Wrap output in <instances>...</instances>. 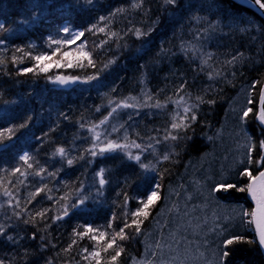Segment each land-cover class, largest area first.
<instances>
[{
	"label": "trees",
	"instance_id": "16d2710c",
	"mask_svg": "<svg viewBox=\"0 0 264 264\" xmlns=\"http://www.w3.org/2000/svg\"><path fill=\"white\" fill-rule=\"evenodd\" d=\"M134 4L139 6L133 7ZM210 24H214V31L209 32L208 38H200L206 53L201 49L194 54L196 37L208 32ZM0 25L3 264H97L89 255L93 251L101 252L100 264H130L142 252L143 234L162 202L165 186L178 178L189 159L209 150L204 134L220 125L228 102L243 84L251 87L252 103L247 107L253 109L243 121L245 128L257 145L264 139V127L255 115L264 84V18L247 3L0 0ZM65 26L84 35L70 45H59L60 53L52 56L57 47L52 40L72 38L62 31ZM100 28L105 30L101 32ZM136 30L142 34L137 36ZM186 42L194 45L192 49ZM65 51L72 55L61 59ZM81 51L91 54L94 66L88 64L87 58H81L83 67L63 66L67 60L75 65ZM44 53L51 59L38 65L34 57ZM233 57L238 59L233 61ZM57 60L61 67L55 66ZM40 66H49V70L40 72ZM25 68L33 71L25 73ZM216 71L222 76L216 78ZM97 73V79L85 82L86 77ZM58 75L76 76L80 82L64 89L48 79ZM143 81L164 107L151 111L143 108L135 116L127 140L122 137L117 141L127 143L128 149L93 157L89 149L94 136L98 133L100 137L115 119L124 115L121 108L112 116H108L109 112L118 102L141 94ZM181 96L187 105L198 106L193 109L196 119L190 121V127L177 133L170 127V102ZM178 113L184 114L181 110ZM105 117L108 119L101 124ZM168 132L181 138L165 140ZM151 140L156 146L153 151L149 147ZM133 143L140 148L133 147ZM102 146L100 142L96 151ZM58 147H63L66 155H59ZM127 152L133 157L139 155L140 161L129 159ZM25 153L29 156L27 162L20 160ZM262 153L264 150L257 146L253 159H259ZM165 154L169 155L168 160L162 159ZM69 159L73 160L71 165L67 163ZM141 163L150 167L142 168ZM101 169L103 185L97 175ZM262 169L255 164L249 168L253 176ZM248 182V177L240 176L231 183L242 187ZM37 189L41 191L37 193ZM152 191L157 196L145 209L147 215L141 212L133 217L132 213L144 207L142 201L146 202ZM216 194L224 202L243 204L249 212L253 208L247 192L228 189ZM134 219L139 232L132 224ZM125 224L132 226L125 228ZM89 227L94 231H87ZM245 227V232L238 234L244 242L224 245L223 251L229 252L224 264H264L252 224L246 222ZM121 228L127 238H117L116 246L122 252L117 261L111 262L114 251L105 253L102 249ZM100 233L106 234L103 240L99 239Z\"/></svg>",
	"mask_w": 264,
	"mask_h": 264
},
{
	"label": "rangeland",
	"instance_id": "374dc122",
	"mask_svg": "<svg viewBox=\"0 0 264 264\" xmlns=\"http://www.w3.org/2000/svg\"><path fill=\"white\" fill-rule=\"evenodd\" d=\"M209 26L208 32H213L214 24ZM208 32L196 37L195 50L189 42L185 45L194 54L201 49L206 53L200 38L207 37ZM219 76L222 73L216 71L215 77ZM142 88L141 94L126 101L133 106L121 107L124 115L115 119L99 137L102 145L107 140L117 142L125 137L134 125L135 116H139L143 108L156 109L157 101L145 81ZM250 88L249 84L241 85L228 102L221 124L204 134L210 144L209 150L189 159L178 178L165 186L162 202L143 234L142 252L130 264H218L223 241L245 232L246 218L242 223L240 217L241 206L246 209L245 206L222 201L212 189L218 182L238 179L239 172L247 166H239L236 161L241 158L244 151L241 145L249 136L240 117L248 106ZM176 101L170 102L171 118L188 106ZM113 127L117 131H113ZM153 143V140L149 142L152 151L156 149Z\"/></svg>",
	"mask_w": 264,
	"mask_h": 264
},
{
	"label": "snow or ice",
	"instance_id": "6c2138e0",
	"mask_svg": "<svg viewBox=\"0 0 264 264\" xmlns=\"http://www.w3.org/2000/svg\"><path fill=\"white\" fill-rule=\"evenodd\" d=\"M165 2L173 4V5L176 4V0H165ZM249 2L253 6H258V8L260 10H264V0H249ZM138 6L139 5H135V4L133 5V7H138ZM118 11H123V9H120ZM100 20H105V17H100ZM92 27L95 28V25H93ZM2 28H3V25H0V29H2ZM104 30L105 29H103V28L99 29V31H101V32H103ZM62 31L66 34H69L72 38L71 39H63V40H52L51 42L53 44L57 45L55 50L52 51V56H56L57 53H60L61 49H60L59 45H63V44H69L70 45V44L74 43L75 40L79 39L81 36L84 35L83 32H72V30L67 26H65L62 29ZM141 34L142 33L139 30H136L137 36H139ZM113 35H115V34H113ZM49 39L51 40V37H49ZM0 43H2V41H0ZM81 48H83V45H81ZM71 55L72 54L70 52L65 51L62 53L61 59H64V58L69 57ZM81 58H87L88 64L91 66H94L93 61L91 60V54L86 52V51L80 52L79 57H77V63L75 65L72 63L71 60H67V61H65L63 66L64 67H73V66L83 67V63L81 62ZM34 59H35V61H37V64L39 65L40 61L48 60L51 58L48 56L47 53H44L42 55H36L34 57ZM236 59H238V57H233V61H235ZM0 63H2V61H0ZM54 63H55L56 67L62 66L60 63V60H57ZM204 63H207V61H204ZM104 67H107V65H105ZM48 70H49V66H40L39 67L40 72L46 73ZM22 71L27 73V72L33 71V69L32 68H25ZM98 75L99 74L97 73L96 75L86 77L85 82L97 79ZM48 79L53 81L54 83H58L60 85H68L71 83H76L80 78L76 77V76L58 75L56 77L49 76ZM181 87L183 88V85ZM196 99L199 102H203L201 97H197ZM176 103L177 104L183 103V104L187 105V101L185 100V98L183 96H181L179 98V100L176 101ZM248 103L249 104L252 103L251 99H249ZM132 106L133 105H129L126 102H118L116 104V107L112 109V112H109L108 116H112L113 113H115L121 107L127 108V107H132ZM197 106L198 105L185 106L183 109L184 114L182 116L179 113H177L173 117V122L171 123V126H170L171 129L176 130L178 133L180 130L190 127V121H194L196 119V115H195V112L193 111V109ZM155 107H158V108L164 107V105L161 104L159 101H157V103L155 104ZM252 111H253V109L251 107H247L245 110H243L242 115L240 117L241 121L246 122V118L249 116V113H252ZM255 115H256V119L260 122V124L264 125V93H262L260 96L259 111ZM107 119H108V117H105V119L100 121V123L103 124ZM177 120H179V122H177ZM185 121H188V123H185ZM24 126L25 125H21V127H24ZM95 127L96 126L94 125L93 128L91 129V131L94 132ZM113 131H117V129L115 127H113ZM0 135H2V134H0ZM180 138L181 137L178 134L173 135L172 132H168L164 137L165 140H168V139L178 140ZM93 139H94L93 146L91 149H89V151L93 157H95L97 155H104L105 153H112V152H115L117 150L124 151V150L128 149V147H129V145L127 143L122 144V143H117V142L112 141V140H107L104 142V145L102 147H99V151H96V147L100 143L99 134L97 133ZM125 139L127 140V136H125ZM157 143H159V141H157ZM132 146L135 148H140L139 144L133 143ZM257 146L260 149L264 150V139L260 140L259 144L257 145L255 142H253L252 137L248 136L245 140V143L243 145H241V147L244 149V151L241 153V158L236 161L237 165H239V166L247 165V166H244L243 170L239 172L240 176H242V177L246 176L249 178V182L247 183V185L242 186V187H237L236 184L227 183L226 181H221L215 185V187L212 189V191L215 192L218 190L227 191L228 189H236L239 192H247L249 194V197L254 202L255 206L253 207V209L250 212L241 206V211H240L241 222L245 223V218H248L246 222L248 224H254L255 225L254 231L258 237V243L261 247H264V170H260L258 172V175H256V176H253L252 172L249 170L250 166H252L253 164H255L259 168H264V153H262L260 155L259 159H255V160L253 159L252 153L255 151ZM149 147H151V145H149ZM56 152L61 156L66 155V150L63 147H58L56 149ZM127 156L129 159H135L137 161H140L139 155H136L133 157L131 152H127ZM169 158L170 157L168 154H165L162 157V159H164V160H168ZM28 159H29V156L27 153H25L24 155H22L20 157V160L25 161V162H27ZM67 163L69 165H71L73 163V160L69 159L67 161ZM28 166L31 167V165H28ZM140 166L142 168H145V169L150 167V165H146V164H142V163ZM16 171H19V169H16ZM41 171H43V169H41ZM97 175L100 177L99 183L101 185H103L105 183V180L103 178L104 169H101ZM36 191H37V193H39L41 191V189H37ZM5 195H10V194L5 192ZM156 196H157V192L152 191L151 194L148 196L147 201L146 202L142 201L144 207L141 209H137L136 212L132 213V216L136 217L141 212H143V214L146 216L147 212L145 211V209H147L149 204H151L153 202V198ZM81 203H83V201H81ZM64 214L65 215L67 214L66 208L64 209ZM15 215L19 217L20 213L16 212ZM37 215L43 216V213L38 212ZM27 222L28 221H25V223H27ZM132 224L136 225V231L139 232L140 228H139V224H138L137 220L134 219L132 221ZM131 226L132 225L125 224L124 227L128 228ZM3 231H4L3 226H0V233H3ZM87 231L92 232L94 230L91 227H89L87 229ZM105 235H106L105 233H100L99 239L103 240L105 238ZM33 237H35V233L33 234ZM117 238H119L120 240H124L127 238L125 233H124V228H121L119 232L115 233L111 237V239L107 240L106 246L102 249V251L105 253H107L109 249H112L114 251L115 254L110 257L111 262L117 261V258L121 255V252H122V249L119 248L118 246H116ZM10 239H11V237H10ZM93 239H96V237H93ZM240 242H244V237L242 235H232L230 238L225 239L223 241V244L225 246H228V245H233V244L240 243ZM247 242L253 243L254 241H247ZM84 251H87V249H85ZM89 255H91L93 258L96 259L97 264H100V257H101L100 251H93V252L89 253ZM228 255H229V252L227 250L222 251L218 264H224V260ZM84 258L87 259V257H84ZM0 264H3V261H0Z\"/></svg>",
	"mask_w": 264,
	"mask_h": 264
},
{
	"label": "water",
	"instance_id": "95a60500",
	"mask_svg": "<svg viewBox=\"0 0 264 264\" xmlns=\"http://www.w3.org/2000/svg\"><path fill=\"white\" fill-rule=\"evenodd\" d=\"M238 1H241V2H244V3H247V4H249L251 7H253L258 13H260L263 17H264V10H260L259 8H258V6H253L250 2H249V0H238ZM79 81L80 80H78L76 83H71V84H68V85H60L62 88H64V89H70V88H72V87H75V85H77L78 83H79ZM262 93H264V86H263V88H262V90H261V94ZM261 96V95H260ZM259 107H260V99H259ZM259 109V108H258ZM259 111V110H258ZM264 126V125H263ZM0 148H1V146H0ZM262 170H264V169H262ZM258 175V174H257ZM247 196H248V198H249V200L254 204V202L250 199V197H249V194L247 193ZM255 206V205H254ZM253 206V207H254ZM253 228H255V225L253 224ZM255 232V231H254ZM255 235H256V233H255ZM256 239H257V242H258V237H257V235H256ZM259 244V243H258ZM260 246V245H259ZM260 248H261V250H262V253H263V255H264V247H261L260 246Z\"/></svg>",
	"mask_w": 264,
	"mask_h": 264
},
{
	"label": "bare ground",
	"instance_id": "6f19581e",
	"mask_svg": "<svg viewBox=\"0 0 264 264\" xmlns=\"http://www.w3.org/2000/svg\"><path fill=\"white\" fill-rule=\"evenodd\" d=\"M238 1V0H237ZM260 14V13H259ZM261 15V14H260ZM262 16V15H261ZM263 17V16H262ZM264 18V17H263ZM208 34H209V32H208ZM213 35V34H212ZM208 36H210V35H208ZM208 38V37H207ZM206 41H208V43H209V40H206ZM206 41H205V43H206ZM186 44V43H185ZM181 45V44H180ZM207 45V44H206ZM207 48V47H206ZM209 50V49H208ZM208 52V51H207ZM223 70V69H222ZM71 76V75H70ZM219 79V78H218ZM225 81H227V80H225ZM263 86H264V84H263ZM263 86H262V88H263ZM64 90V89H63ZM262 90V89H261ZM260 95H261V93H260ZM259 99H260V96H259ZM227 107V106H226ZM258 108H259V105H258ZM226 110V109H225ZM259 110V109H258ZM222 119H223V117H222ZM220 124H221V122H220ZM264 127V126H263ZM207 132V131H206ZM250 136V135H249ZM209 146H210V144H209ZM264 169V168H263ZM258 174V173H257ZM256 174V175H257ZM91 175V174H90ZM255 175V176H256ZM240 177V176H239ZM238 177V178H239ZM237 180V179H236ZM236 180H234V181H236ZM231 182H233V181H229V182H227V183H231ZM247 198H248V196H247ZM248 200H249V198H248ZM223 201V200H222ZM250 201V200H249ZM251 202V201H250ZM229 203H232V202H229ZM252 203V202H251ZM238 204V203H237ZM241 204V203H240ZM253 204V203H252ZM253 206H254V204H253ZM253 209V208H252ZM246 221H247V218H246ZM245 226H246V223H245ZM246 228V227H245ZM252 228H253V224H252ZM253 231H254V228H253ZM255 233V232H254ZM239 234H241V233H239ZM236 235H238V234H236ZM256 236V235H255ZM142 244V243H141ZM262 251V250H261Z\"/></svg>",
	"mask_w": 264,
	"mask_h": 264
}]
</instances>
